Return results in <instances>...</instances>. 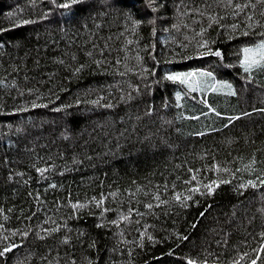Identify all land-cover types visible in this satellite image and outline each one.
Masks as SVG:
<instances>
[{"label": "trees", "instance_id": "16d2710c", "mask_svg": "<svg viewBox=\"0 0 264 264\" xmlns=\"http://www.w3.org/2000/svg\"><path fill=\"white\" fill-rule=\"evenodd\" d=\"M66 2L0 0V264H264V0Z\"/></svg>", "mask_w": 264, "mask_h": 264}, {"label": "snow or ice", "instance_id": "6c2138e0", "mask_svg": "<svg viewBox=\"0 0 264 264\" xmlns=\"http://www.w3.org/2000/svg\"><path fill=\"white\" fill-rule=\"evenodd\" d=\"M83 0H69V2L60 4L59 7L61 8H65V9H69L72 7L73 4H78V3H82ZM237 7H240L239 5H237ZM244 7H247V5H244ZM25 23H31V21H25ZM243 53H244V59L242 61L243 67H244V71L246 73H251V71L253 69H258L261 71H264V42H262L260 45L255 46L254 48H249L246 47L243 49ZM213 55L216 56H220L221 53L219 51H216L215 53H211ZM193 76L195 75V73H186V74H180V73H176V74H172L169 75L168 77H166L169 80H178L181 83H186V79H181V76ZM201 75H207V76H211V73H201ZM191 87V85H190ZM223 87H227L231 90L232 85L230 84H224ZM231 94H235V92H232ZM179 98V97H178ZM202 134V133H201ZM252 163H255V161L253 160ZM217 169L219 170V166H216ZM250 165H245V170L249 169ZM41 172H43L44 170L41 169ZM224 171H228V169H224ZM195 179V177H193ZM225 183H228V181H224ZM213 184H215L216 187H219V184H216V182H213ZM260 184H264V179L260 180ZM252 187V188H256L257 184L254 181H248L247 185H241L240 187ZM205 188L207 189V194H211L213 191V186L212 184L209 185H205ZM194 191H199V189H194ZM175 199L177 201L180 200V195L177 194ZM73 207H77V205H73ZM80 207H83V205H80ZM148 207H151V205H148ZM203 215V214H202ZM262 235H264V233H262ZM183 239H186V237H184ZM12 247H15V245L9 246V247H5L2 251H0V256H3L5 253L9 252L12 250ZM188 264H195L194 261H189ZM253 264H255V261H253Z\"/></svg>", "mask_w": 264, "mask_h": 264}, {"label": "rangeland", "instance_id": "374dc122", "mask_svg": "<svg viewBox=\"0 0 264 264\" xmlns=\"http://www.w3.org/2000/svg\"><path fill=\"white\" fill-rule=\"evenodd\" d=\"M249 48H251V47H249Z\"/></svg>", "mask_w": 264, "mask_h": 264}]
</instances>
